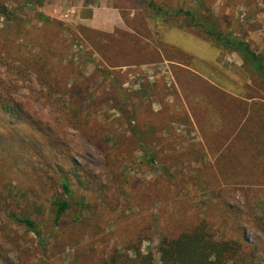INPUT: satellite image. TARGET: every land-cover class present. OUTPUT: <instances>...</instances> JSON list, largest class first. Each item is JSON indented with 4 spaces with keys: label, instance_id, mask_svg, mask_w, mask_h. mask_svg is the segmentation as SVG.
Returning <instances> with one entry per match:
<instances>
[{
    "label": "rangeland",
    "instance_id": "1",
    "mask_svg": "<svg viewBox=\"0 0 264 264\" xmlns=\"http://www.w3.org/2000/svg\"><path fill=\"white\" fill-rule=\"evenodd\" d=\"M201 1L204 21L264 57V0ZM22 2L0 0L22 21L0 16V93L28 119L13 135L0 127V264H110L136 248L159 264L162 238L201 224L264 264V80L143 0H46L54 27ZM99 4L118 13L110 33L82 21ZM61 171L73 195L54 226Z\"/></svg>",
    "mask_w": 264,
    "mask_h": 264
},
{
    "label": "trees",
    "instance_id": "2",
    "mask_svg": "<svg viewBox=\"0 0 264 264\" xmlns=\"http://www.w3.org/2000/svg\"><path fill=\"white\" fill-rule=\"evenodd\" d=\"M45 1L46 0H23L19 9L34 11V19L38 23L44 26L54 27L56 24L42 11V6ZM80 1L88 3L94 0ZM143 2L146 3V7L154 16L188 20L191 25H194V27L196 26L195 28H200L205 36L213 40L224 50L238 54L242 61L248 64L259 78L264 80V57L252 51L248 42L243 40L240 36L231 32L223 34L214 24L211 25L215 23V21H212L215 19L210 12L207 11L205 15L208 17V19H205L208 22L204 21L203 18H206L203 17L205 8L201 0H197L198 6L196 10L173 7L165 3H156L154 0H143ZM0 16L6 20V26H9L11 23L20 25L22 22L19 13L15 11L12 12L1 3ZM0 98V127L9 132V135H13L23 128H28V119L22 107L2 93H0ZM246 127L247 124L240 129V134L246 133ZM18 140L28 143L32 147L34 146L33 139H27L19 135ZM259 152L260 151L257 150V154H259ZM241 169L243 170V168L240 167V170ZM58 186L61 192L52 202L54 226L59 225L60 220L69 209V198L73 195L71 179L62 171L58 178ZM11 219L25 226L37 236H40V232L36 230L35 223L31 220L15 216H12ZM159 254V264H254V254L245 245L233 241H215L203 224L195 227L190 232L180 234L176 238H162L159 244ZM110 264L158 263H156L151 252L143 254L139 248H136L134 250L133 259H127L124 262L112 260Z\"/></svg>",
    "mask_w": 264,
    "mask_h": 264
},
{
    "label": "crops",
    "instance_id": "3",
    "mask_svg": "<svg viewBox=\"0 0 264 264\" xmlns=\"http://www.w3.org/2000/svg\"><path fill=\"white\" fill-rule=\"evenodd\" d=\"M90 9V16L82 19L89 30L110 33L114 26H118L119 16H116L118 13L114 11V8L99 4V7H90Z\"/></svg>",
    "mask_w": 264,
    "mask_h": 264
},
{
    "label": "built area",
    "instance_id": "4",
    "mask_svg": "<svg viewBox=\"0 0 264 264\" xmlns=\"http://www.w3.org/2000/svg\"><path fill=\"white\" fill-rule=\"evenodd\" d=\"M72 12H73L72 10L68 11V14H69V15H68V14H67V15H65V17H68V16H70V14H72Z\"/></svg>",
    "mask_w": 264,
    "mask_h": 264
}]
</instances>
